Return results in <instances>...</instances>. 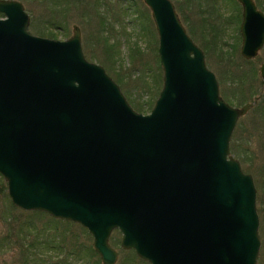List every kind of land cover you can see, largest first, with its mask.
I'll use <instances>...</instances> for the list:
<instances>
[{
    "label": "water",
    "instance_id": "1",
    "mask_svg": "<svg viewBox=\"0 0 264 264\" xmlns=\"http://www.w3.org/2000/svg\"><path fill=\"white\" fill-rule=\"evenodd\" d=\"M241 5L240 56L264 47V13ZM158 37L162 86L135 111L105 69L89 62L80 29L64 41L29 30L15 0H0V176L11 204L79 225L101 264L120 248L148 264H256L257 190L230 154L233 107L170 0H143ZM259 74L264 80V63Z\"/></svg>",
    "mask_w": 264,
    "mask_h": 264
},
{
    "label": "rangeland",
    "instance_id": "2",
    "mask_svg": "<svg viewBox=\"0 0 264 264\" xmlns=\"http://www.w3.org/2000/svg\"><path fill=\"white\" fill-rule=\"evenodd\" d=\"M15 1L23 4L30 18V31L36 36L64 41L72 36L73 26H77L86 59L105 69L130 105H140L155 96L159 80H162L157 52L158 37L150 11L143 0ZM171 2L187 34L204 52L206 66L215 74L223 100L233 107H241L252 103L255 97L259 98L247 114L237 121L231 137L230 154L254 180L261 237L256 264H264L260 260L264 251V80L259 74L260 64L264 63V47L251 60V66H243L247 70L245 73H251L250 78L245 83H228L232 62L240 63L241 40L238 39L239 24L236 22L239 21L241 8L237 4L227 6V0H213L210 5H198L196 1V6L191 5V0ZM235 16L237 20L234 21ZM220 19L231 20V23H219ZM221 79L223 82L220 84ZM1 180L6 186L0 176V239L16 233L17 227L12 220L21 216L11 204L7 191L3 192ZM26 216L22 214V218ZM32 219L38 228L45 227L49 221L39 214L32 216ZM59 228L66 233L67 249L78 251L92 247V238L79 225L72 223L60 225ZM120 239L121 234L115 231L109 240L118 252L115 264H147L132 251L122 250ZM26 256L23 248H5L0 251V264H22ZM46 260L43 258L36 264H50Z\"/></svg>",
    "mask_w": 264,
    "mask_h": 264
},
{
    "label": "trees",
    "instance_id": "3",
    "mask_svg": "<svg viewBox=\"0 0 264 264\" xmlns=\"http://www.w3.org/2000/svg\"><path fill=\"white\" fill-rule=\"evenodd\" d=\"M256 5L262 12H264V3L262 0H256ZM236 23L240 24V17L239 21ZM238 39L239 41L241 40L239 34ZM239 41H237L238 45ZM224 45L226 46V44ZM233 49H236V47H233ZM252 64L253 61L244 60L241 57L239 64H235V62H232V69L229 70L228 74V83L232 81L238 84L245 83L250 78L251 73H245L247 70L243 69V66H251ZM236 76L238 78H236ZM219 81L220 84L223 82L222 79ZM158 86L159 87L157 89V92L152 99L141 103L140 105L132 104V108L141 114H145L148 111L150 112L156 98L158 97L159 91L162 86V80H159ZM1 188L3 192H5L6 186L3 182L1 183ZM16 210L21 213L20 217L12 220L17 227L16 233H10L6 236V238L0 239V251L5 250V248L9 249L12 246L23 248L27 256L22 264H36L37 261H42L43 258H46V261L50 264H101L98 255L95 253L92 247H88V249L86 250L84 248L79 249L78 251L75 249H67L66 233L64 232V230H60L59 226L71 225L72 223L55 220L42 212L27 213L17 208ZM22 214L27 215L25 219L22 218ZM38 214L41 216H45L47 220H49L45 227L38 228L35 226V222L32 219V216ZM115 243L116 242H113L114 245ZM88 252L89 255H87ZM260 260L264 262V251L261 254Z\"/></svg>",
    "mask_w": 264,
    "mask_h": 264
},
{
    "label": "flooded vegetation",
    "instance_id": "4",
    "mask_svg": "<svg viewBox=\"0 0 264 264\" xmlns=\"http://www.w3.org/2000/svg\"><path fill=\"white\" fill-rule=\"evenodd\" d=\"M177 1V0H176ZM180 1H182V0H180ZM196 1H198L197 3H198V5H199V3L200 4H208L209 3V5H210V3L212 4V2H213V0H191V5H193V6H196ZM225 1V0H224ZM254 1V3H255V5H256V0H253ZM263 1V3H264V0H262ZM220 2H221V0H220ZM234 4H237V6L238 7H240L241 8V5L236 1V0H227V6H230V7H232ZM174 5V4H173ZM224 5H226V3H224ZM146 6V5H145ZM257 6V5H256ZM211 7H213V6H211ZM174 8H175V6H174ZM258 8V7H257ZM24 10H25V8H24ZM149 10V9H148ZM26 12V11H25ZM176 12V11H175ZM27 13V12H26ZM204 13H206V12H204ZM241 13H242V11H241ZM176 14H177V16H178V18H179V15H178V13L176 12ZM0 16H1V14H0ZM29 16V15H28ZM241 19H242V16L240 15V23H241ZM179 20H180V18H179ZM235 20H237V16H235V18H234V21ZM180 22H181V20H180ZM231 23V20H229L228 21V19H226V20H221L220 19V21H219V23ZM181 24H182V22H181ZM183 25V24H182ZM240 25V24H239ZM29 26H30V18H29ZM29 30H30V28H29ZM32 33V32H31ZM33 34V33H32ZM40 37V36H39ZM43 38H48V37H43ZM49 39H51V38H49Z\"/></svg>",
    "mask_w": 264,
    "mask_h": 264
}]
</instances>
